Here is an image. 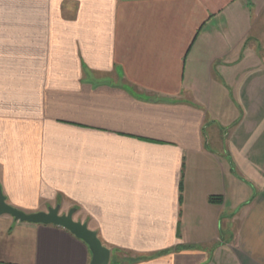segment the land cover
Instances as JSON below:
<instances>
[{
  "label": "crops",
  "instance_id": "crops-1",
  "mask_svg": "<svg viewBox=\"0 0 264 264\" xmlns=\"http://www.w3.org/2000/svg\"><path fill=\"white\" fill-rule=\"evenodd\" d=\"M0 185L110 264H264V0H0ZM91 260L0 216V264Z\"/></svg>",
  "mask_w": 264,
  "mask_h": 264
},
{
  "label": "water",
  "instance_id": "water-1",
  "mask_svg": "<svg viewBox=\"0 0 264 264\" xmlns=\"http://www.w3.org/2000/svg\"><path fill=\"white\" fill-rule=\"evenodd\" d=\"M75 212L76 209H72L67 214H60V206H56L49 208L47 212L28 214L7 203L0 185V216L8 215L23 223L63 227L89 245L92 252L91 264H110L111 250L103 244L98 233L89 228L87 222L74 219Z\"/></svg>",
  "mask_w": 264,
  "mask_h": 264
},
{
  "label": "rangeland",
  "instance_id": "rangeland-1",
  "mask_svg": "<svg viewBox=\"0 0 264 264\" xmlns=\"http://www.w3.org/2000/svg\"><path fill=\"white\" fill-rule=\"evenodd\" d=\"M51 208H55V207H51ZM47 211H48V210H47ZM47 211H46V212H47ZM62 214H67V213H62Z\"/></svg>",
  "mask_w": 264,
  "mask_h": 264
},
{
  "label": "trees",
  "instance_id": "trees-1",
  "mask_svg": "<svg viewBox=\"0 0 264 264\" xmlns=\"http://www.w3.org/2000/svg\"><path fill=\"white\" fill-rule=\"evenodd\" d=\"M212 200L214 201V200H216V199L214 198V199H212ZM115 263H116V264H119V263H117V262H115Z\"/></svg>",
  "mask_w": 264,
  "mask_h": 264
}]
</instances>
